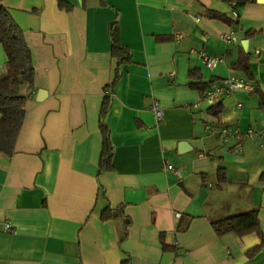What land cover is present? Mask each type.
<instances>
[{"label":"crops","instance_id":"1","mask_svg":"<svg viewBox=\"0 0 264 264\" xmlns=\"http://www.w3.org/2000/svg\"><path fill=\"white\" fill-rule=\"evenodd\" d=\"M59 1H4L25 33L35 79L14 152L0 154V264H264V248L245 256L254 235L217 236L211 225L228 202L229 215L257 207L264 231V3L246 4L234 17L224 0H61L69 9ZM116 18L131 61L120 66L105 117L113 168L99 174ZM231 31L237 41L227 43L222 35ZM248 31L259 34L248 38ZM201 53L223 62L207 68ZM244 53L255 90L210 103L222 105L212 118L189 73L198 69L214 85L247 78L232 68ZM9 57L0 44V75ZM39 90L47 94L42 101ZM181 142L189 146L183 153ZM219 165L228 180L222 187L215 184ZM108 205L121 217L102 220ZM122 215L130 225L121 242Z\"/></svg>","mask_w":264,"mask_h":264},{"label":"trees","instance_id":"2","mask_svg":"<svg viewBox=\"0 0 264 264\" xmlns=\"http://www.w3.org/2000/svg\"><path fill=\"white\" fill-rule=\"evenodd\" d=\"M4 1L5 0H0V44L5 50L9 51L10 57L6 62L5 74L0 75V154L11 155L14 152L17 137L26 114V92L32 90L34 87L35 69L25 33L4 6ZM224 1L231 6L232 13L235 12L237 17L239 8L255 2V0ZM101 3L105 6L107 5L103 0ZM232 3H234V5H232ZM59 5L65 9L70 8L68 3L61 0L59 1ZM207 15L229 25H236L238 23V19H234L232 16L217 11L208 10ZM258 34V31H248L246 32V37L252 38ZM109 36L111 41V57L115 59V69L113 79L107 86L106 90L108 92L104 94L100 109V130L103 135V142L99 160V174L110 171L113 168V146L105 117L112 102V87L121 76L120 66L131 61L130 50L119 41L118 18L110 24ZM249 59L250 55L244 53L236 63L232 64V68L243 71L247 78L252 80L254 75L250 67ZM189 75L191 78L200 81L191 84V87L199 92L203 100L205 92L214 85L216 79L212 78L208 82H203L201 80V73L198 69L191 70ZM258 106L264 114V93H259ZM207 112L212 118L218 119L222 112V105L220 103L212 104L208 107ZM215 179V184L218 187H222L228 182L226 168L223 165L217 167ZM261 180L264 182V174H262ZM222 208L223 210L225 209L224 213L221 211L220 215L211 218V225L215 234L217 236L233 234L238 237L254 235L257 239V243L247 248L245 251V256L248 259L254 257L264 248V231L259 219V209L256 207L243 213L229 215V203L224 202ZM118 217H121V210L113 209L109 205L100 213V218L104 221L115 220ZM122 217L124 225L120 230L119 240L121 242L127 237V228L130 225V220L123 215ZM163 246L165 245L163 244ZM164 248H166V246ZM122 264H130V261L125 260Z\"/></svg>","mask_w":264,"mask_h":264},{"label":"built area","instance_id":"3","mask_svg":"<svg viewBox=\"0 0 264 264\" xmlns=\"http://www.w3.org/2000/svg\"><path fill=\"white\" fill-rule=\"evenodd\" d=\"M234 5V3H232ZM234 17L237 16L235 12L232 13ZM195 20H198V17H194ZM222 39L226 41L227 43H234L237 41V36L236 34L231 31L228 33H225L222 35ZM201 58L207 68H214L221 62H223L222 58L218 57H209L204 53H201ZM255 90V85L248 80L247 78H236V77H230L226 79L223 83L221 84H216L212 85L204 94L203 100H206L210 103L217 102L223 97L230 96L232 93L235 92H249V91H254ZM108 91H105V94ZM197 106V105H195ZM152 110L157 117L158 120L162 119V110L157 102H155L152 106ZM253 131L248 130V134L250 135ZM165 169L172 172L175 176L180 178L182 176V171L180 168L171 165V164H166ZM179 214H177L178 216ZM9 225H7V228Z\"/></svg>","mask_w":264,"mask_h":264},{"label":"water","instance_id":"4","mask_svg":"<svg viewBox=\"0 0 264 264\" xmlns=\"http://www.w3.org/2000/svg\"><path fill=\"white\" fill-rule=\"evenodd\" d=\"M257 1H259V2H261V3H264V0H257ZM247 41H243L242 42V46L244 47V49H247ZM46 92L45 91H43V90H39L38 92H37V100L38 101H42L45 97H46ZM188 144L186 143V142H181V143H179V145H178V152L179 153H183V152H185L187 149H188Z\"/></svg>","mask_w":264,"mask_h":264},{"label":"rangeland","instance_id":"5","mask_svg":"<svg viewBox=\"0 0 264 264\" xmlns=\"http://www.w3.org/2000/svg\"><path fill=\"white\" fill-rule=\"evenodd\" d=\"M210 105V102L204 100L201 102V106H202V109L204 110L205 108H207L208 106Z\"/></svg>","mask_w":264,"mask_h":264}]
</instances>
